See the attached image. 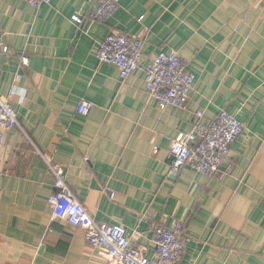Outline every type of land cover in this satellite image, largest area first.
Segmentation results:
<instances>
[{
	"label": "crops",
	"instance_id": "1",
	"mask_svg": "<svg viewBox=\"0 0 264 264\" xmlns=\"http://www.w3.org/2000/svg\"><path fill=\"white\" fill-rule=\"evenodd\" d=\"M96 4L0 0L10 48L0 97L18 114L0 144V264H118L54 218L51 166L97 222L125 226L148 257L155 229L181 221L177 264H264V0H120L92 23ZM111 33L143 38L142 65L162 51L186 59L196 75L188 106L162 108L142 69L123 79L100 63L98 42ZM83 99L94 103L88 116L77 113ZM221 109L245 126L221 172L171 173L175 137L199 111L209 123Z\"/></svg>",
	"mask_w": 264,
	"mask_h": 264
},
{
	"label": "built area",
	"instance_id": "2",
	"mask_svg": "<svg viewBox=\"0 0 264 264\" xmlns=\"http://www.w3.org/2000/svg\"><path fill=\"white\" fill-rule=\"evenodd\" d=\"M33 8L50 5L54 0H26ZM120 6V0H97L89 13V20L105 22ZM82 24L84 19L73 16ZM144 40L131 34L111 33L98 42L97 59L100 63L115 65L125 79L142 69L145 90L155 98L162 108L188 106L190 92L196 75L189 68V62L176 52H160L151 62L142 65ZM10 52L9 46L0 39V54ZM28 64L27 56H21ZM94 103L83 99L77 105V113L88 116ZM197 120L188 133H179L171 144V173L178 174L183 168L215 175L222 170L223 162L229 157L231 148L242 136L245 126L231 112L221 109L217 116L204 123L203 111L197 113ZM18 125V114L8 99L0 97V144L5 134ZM55 173V191L48 199L56 219L72 226L81 227L86 239L107 258L118 264H177L185 253L186 242L182 237L183 222L177 221L172 228L158 226L152 237L155 257H148L144 250L134 247L127 229L121 224H101L77 200L64 181V171L51 166Z\"/></svg>",
	"mask_w": 264,
	"mask_h": 264
}]
</instances>
